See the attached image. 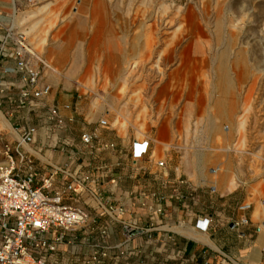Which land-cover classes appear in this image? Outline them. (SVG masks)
Here are the masks:
<instances>
[{"label": "crops", "instance_id": "0c3cea01", "mask_svg": "<svg viewBox=\"0 0 264 264\" xmlns=\"http://www.w3.org/2000/svg\"><path fill=\"white\" fill-rule=\"evenodd\" d=\"M35 2L0 0V109L21 135L34 130L31 143L16 150V162L11 158V168L8 163L0 173L17 168L16 175L31 174L36 185L48 180L49 196L88 214L81 227L43 235L49 249L39 253L41 264H264V168H170L164 153L158 166L151 156L138 157L142 144L134 137L112 126L105 132L96 115L87 112L85 122H72L71 97L64 94L84 89L70 79L77 56L82 61L78 77L88 73L92 57L103 63L94 76L115 70L107 15L96 5L92 40L78 41V30L66 17L70 0ZM79 2L70 15L82 17ZM33 7L23 28L34 55L28 62L41 70L38 86H49L50 93L20 107L16 47L4 35L15 9ZM40 100L55 108L60 126L67 127L64 133H52L48 120L35 125L33 115L43 117ZM85 135L89 144L82 143ZM247 199L257 203L242 213L238 206ZM242 217L249 224L235 226Z\"/></svg>", "mask_w": 264, "mask_h": 264}, {"label": "rangeland", "instance_id": "374dc122", "mask_svg": "<svg viewBox=\"0 0 264 264\" xmlns=\"http://www.w3.org/2000/svg\"><path fill=\"white\" fill-rule=\"evenodd\" d=\"M78 4L82 17L70 15L77 0H70L66 10L69 25L78 30L74 34L78 41L94 36V7L100 5L106 13L116 71L94 76L103 63L92 57L88 73L78 77L82 61L77 56L70 79L84 89L64 94L71 97L72 122H85L87 112L96 115L98 125L107 123L105 132L117 127L138 144L148 142L140 157L151 156L158 166L164 164V153L170 168H264V0H80ZM35 9H15L13 18H28ZM10 28L14 34H26L13 23L6 31ZM180 28L186 32L173 37ZM190 43L193 48L181 61L179 53ZM198 43L202 58L196 53ZM40 103L43 117L34 114L35 125L42 127L48 120L53 122L52 133H64L67 127L60 126L63 121L55 108L44 100ZM0 114L10 125L4 127L0 116V169H5L6 154L14 162L18 159L22 135L8 114L1 109ZM159 147L163 150L156 157ZM254 202L247 199L238 208Z\"/></svg>", "mask_w": 264, "mask_h": 264}, {"label": "built area", "instance_id": "2783aa9c", "mask_svg": "<svg viewBox=\"0 0 264 264\" xmlns=\"http://www.w3.org/2000/svg\"><path fill=\"white\" fill-rule=\"evenodd\" d=\"M49 0H39L46 2ZM35 4L34 0H28ZM13 33L10 28L7 32ZM6 39H13L16 47L14 57L17 59L16 71L21 75L19 81L20 104L28 102L31 98H42L49 94V86H38L41 70L32 68L29 59L34 57L23 32L5 35ZM38 65L45 67L42 60ZM12 73V71L6 70ZM102 128L107 127L105 121H101ZM34 130L23 134L18 146L28 145L32 141ZM91 137H82V143L89 144ZM148 147V142L141 145L138 157L143 155ZM7 155L11 168V157ZM162 166V164H159ZM213 172V171H212ZM48 180L36 185L35 178L29 174L21 177L8 169L0 173V264H41L42 249H49L43 235L50 230L70 231L73 228L83 226L88 220V214L78 207L61 204L60 198L49 196L47 189ZM213 191V189H211ZM250 204L238 208L240 212H247ZM248 224L246 218L240 219L235 226ZM207 225L203 228L205 230ZM127 233L130 232L126 228Z\"/></svg>", "mask_w": 264, "mask_h": 264}, {"label": "bare ground", "instance_id": "6f19581e", "mask_svg": "<svg viewBox=\"0 0 264 264\" xmlns=\"http://www.w3.org/2000/svg\"><path fill=\"white\" fill-rule=\"evenodd\" d=\"M95 14H96V12H95ZM30 19H31V17L26 18V17L16 16L15 19H14L13 26H16L18 29H23L25 27V25L28 24V22H29ZM179 32L184 33V32H186V30L184 28L178 29L177 32L173 34V37L177 38V36H178L177 33H179ZM197 35H201V32L200 31L197 32ZM196 46H195L196 53H197V55H199L200 58H202L203 57V48H202V45H200L198 43ZM192 48H193V44L192 43H190L185 48H183V50L179 53V59L181 61H184V59L187 58V56H188L187 54L190 53V51H191ZM198 83L200 85L201 84V81H198ZM192 84H193L192 82H189V86L191 88L193 87ZM191 88H190V91H191ZM0 116H1V114H0ZM1 118H2V122H3L4 127L10 129V125L7 122V120L3 116H1ZM141 136H142V133L138 132V134H137L138 139H140ZM162 150L163 149L159 147V149L155 153V156L156 157H160ZM257 213H259V209L258 208H257Z\"/></svg>", "mask_w": 264, "mask_h": 264}]
</instances>
